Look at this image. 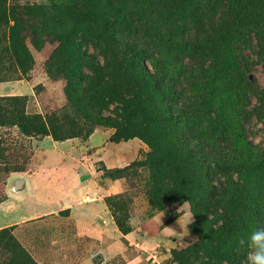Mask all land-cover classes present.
Wrapping results in <instances>:
<instances>
[{
  "label": "rangeland",
  "instance_id": "obj_1",
  "mask_svg": "<svg viewBox=\"0 0 264 264\" xmlns=\"http://www.w3.org/2000/svg\"><path fill=\"white\" fill-rule=\"evenodd\" d=\"M5 1L10 9L8 36L17 35L20 22L27 21L24 28L37 42L28 45L32 68L25 73L17 70L11 80L0 81V97H27L24 112L43 117L74 103L95 119L129 130L118 142L114 140L116 128L99 126L86 138L56 142L49 136L23 138L17 128L0 126V230L13 227L14 238L36 264H242L245 250L238 241L261 225L247 205L243 170L231 173L233 182L243 188L239 198L243 207L227 210L210 199L203 180L208 174L219 189L220 183H225L224 176L185 162L187 153L175 142L185 127L205 140L204 126H208L206 145L209 137L214 138L210 124L215 111L191 93L187 75L172 76L183 107L177 117L168 114L166 100L144 80L138 83L140 106L134 105L129 97L118 94L117 85L108 77L114 70L124 72L126 65L120 62V55L106 52L107 48L93 38L102 27L123 41L129 40L128 36L140 37V19L161 18L154 16L153 4L146 11L141 6L146 1ZM139 3L140 12L136 9ZM120 14L127 22L116 21ZM14 19L19 20L16 26ZM71 33L82 42L81 57L76 58L80 76L52 77L46 63L58 50L54 36L69 37ZM255 51L253 46L246 48L243 56L251 65L249 80L254 79L264 91V58L258 59ZM201 63L185 57L182 68L192 74ZM144 66L153 74L150 61ZM242 67L246 74L247 67ZM257 107L256 94L251 92L243 112L245 136L252 145L264 148V112L259 115ZM217 142L227 150L232 146L226 136ZM158 149L169 155L159 168L158 162L148 164L152 151ZM132 164L137 171L129 174V179L102 177L101 165L112 170ZM150 173L156 177L155 184L147 180ZM141 175L146 179L140 183ZM16 178L25 180V191H13L10 184ZM117 198L123 202L121 211L130 229L127 234L118 230L112 218L109 200L117 202ZM185 200L192 202L194 215L187 232H181L176 212ZM163 228H171L177 235H169Z\"/></svg>",
  "mask_w": 264,
  "mask_h": 264
},
{
  "label": "trees",
  "instance_id": "obj_2",
  "mask_svg": "<svg viewBox=\"0 0 264 264\" xmlns=\"http://www.w3.org/2000/svg\"><path fill=\"white\" fill-rule=\"evenodd\" d=\"M126 1H146L145 5L141 4L146 11L153 4L151 8L154 9V16L161 15V18L153 21L150 17L145 21L140 16V37L128 36L127 41L116 38L117 33L112 34V30L107 27H102L101 33L93 36L107 48L106 52L113 56L119 54L120 62L126 65L124 72L114 70L108 75L117 85L118 94L129 97L134 105L140 106L138 83L139 80H144L147 87L156 88L158 94L162 95L166 100L168 114L175 118L183 112V107L179 103L172 76L178 78L187 75L191 93L211 106L215 117L210 124L214 138L209 137L206 145V134L210 131L208 126H204L205 140H201L200 135L195 136L187 127L184 128L182 137H176L175 142L187 153L185 162L220 172L224 176L225 183H220L219 189L213 186L208 174L203 176V180L210 199L216 200L227 210L231 207L235 210L243 207L242 200L239 199L243 188L239 183H234L231 176L235 169H242L247 205L257 221L264 225V148L252 145L247 140L243 116L251 92L257 97L258 114L264 112V91L256 86L254 79L249 80L251 65L243 56L244 50L253 46L258 59L264 58V0ZM137 8L140 12V3ZM9 10L6 1L0 0V81L11 80L17 70L25 73L32 68L33 59L28 52V45L35 46L37 42L36 36L28 28H24L27 21L20 22L21 29L17 35L9 33L8 36ZM142 11L146 14L145 10ZM116 21L127 22L121 14ZM13 22L16 26L19 20L14 19ZM157 22L158 29L155 28ZM77 39L74 33L69 37L54 36L58 50L46 63L52 77L63 76L68 79L80 76L76 58L81 57L82 42ZM185 57L202 62L192 74L188 73V69L182 68ZM146 61L152 63L153 74L146 70ZM60 62L61 69L57 70L56 66ZM111 63H114L113 59ZM242 65L247 67L246 74ZM176 66H180V70L174 69ZM26 98L0 97V126L17 128L23 138L41 139L49 136L56 142L76 137L86 138L96 126L116 128V142L127 136L129 129L110 121L95 119L74 103L69 109L62 108L48 117L39 113H25L23 103ZM224 136L232 144L229 150L217 142V139ZM2 143L0 138V146ZM2 156L3 152L0 153V160L3 159ZM168 156L164 149L153 150L148 164L154 166L158 162L159 168L169 160ZM144 165L141 164V168H145ZM100 170L103 171L102 177L110 180L129 179V174L134 175L133 172L136 174L137 171L133 164L112 170L101 165ZM145 179L141 175L140 183ZM147 180H151L148 182L152 184L156 183V177L152 173ZM117 199V202L109 200V205L113 207L112 218L118 230L127 234L130 229L125 224L121 211L123 202ZM12 229L13 227L0 230V264H36L16 241Z\"/></svg>",
  "mask_w": 264,
  "mask_h": 264
},
{
  "label": "clouds",
  "instance_id": "obj_3",
  "mask_svg": "<svg viewBox=\"0 0 264 264\" xmlns=\"http://www.w3.org/2000/svg\"><path fill=\"white\" fill-rule=\"evenodd\" d=\"M192 208L193 204L190 200L183 201L177 208V225L181 232H187V225L192 222L194 215ZM163 214L162 212L161 216ZM163 230L169 235H177V232L171 228H163ZM238 244L245 250L242 264H264V225L252 229L247 236L238 241Z\"/></svg>",
  "mask_w": 264,
  "mask_h": 264
},
{
  "label": "water",
  "instance_id": "obj_4",
  "mask_svg": "<svg viewBox=\"0 0 264 264\" xmlns=\"http://www.w3.org/2000/svg\"><path fill=\"white\" fill-rule=\"evenodd\" d=\"M11 188L14 192L20 193L26 190V182L22 178H16L14 179L11 184Z\"/></svg>",
  "mask_w": 264,
  "mask_h": 264
}]
</instances>
